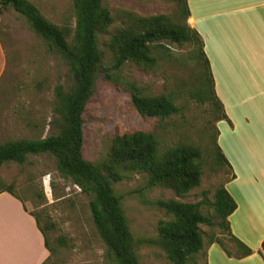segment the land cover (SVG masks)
I'll return each instance as SVG.
<instances>
[{"label": "rangeland", "instance_id": "1", "mask_svg": "<svg viewBox=\"0 0 264 264\" xmlns=\"http://www.w3.org/2000/svg\"><path fill=\"white\" fill-rule=\"evenodd\" d=\"M30 1L53 24L69 27L72 33L68 40L71 41L76 22L74 0ZM104 3L111 11L113 23L98 35L104 64L84 114L85 158L92 162L105 159L116 136L140 130L153 132L162 152L181 144L195 145L202 151L201 184L187 194L179 195L166 186L148 187L149 176L143 172H130L114 185L116 193L122 197L135 237L139 264H174L155 241L160 222L172 218L156 204L158 200L199 202L202 212L213 220L212 225H200L205 249L210 242L219 240L231 254H239L241 251L220 225L221 220L213 206L216 189L227 185L233 173L228 165L217 162L220 157L217 146L235 160L234 152L240 153L247 134L252 132L251 129L256 131L255 123L251 127L245 125L246 116L264 117V93L259 92L264 83L258 82V74L264 70L263 63L258 68L257 61L248 59L243 62L224 56L215 59V90L225 112L230 113L235 123V132L232 133L233 125L227 119L217 120L218 111L214 104L201 102L194 95L200 90L201 81L208 83L209 73L205 57L193 43L151 41L152 56L156 58L153 67L127 61L121 69L113 68L110 41L118 28L133 25L136 18L151 15L182 19L179 2L105 0ZM225 71L235 75H225ZM210 72L213 77L211 67ZM107 73L112 77H107ZM73 83V74L64 56L59 51H50L24 16L12 7L4 10L0 14V142L35 137L29 121L45 125V136L54 133L51 121L55 117V88L62 84L69 89ZM133 83L145 94L171 95L180 112L167 118L140 115L131 101ZM256 105L259 110L252 108ZM260 124L264 128V122ZM236 159L240 160V156ZM9 186H13L15 193L40 215L42 225L50 224L47 235L54 252L44 264H110L107 246L89 207L91 196L59 172L55 157L36 154L29 156L25 164H3L0 166V189ZM194 260L197 264H206L204 253Z\"/></svg>", "mask_w": 264, "mask_h": 264}, {"label": "trees", "instance_id": "2", "mask_svg": "<svg viewBox=\"0 0 264 264\" xmlns=\"http://www.w3.org/2000/svg\"><path fill=\"white\" fill-rule=\"evenodd\" d=\"M104 1L74 0L76 22L74 35L69 41L68 36L72 30L53 24L30 0H0V14L12 7L24 16L31 28L47 43L50 51H59L64 56L74 78L69 89L62 84L55 88V117L51 121L55 132L45 136V125L29 121L35 137L0 142V166L9 162L25 164L29 156L36 154L55 157L59 172L91 196L89 207L95 226L107 246L110 264H139L135 237L123 208L122 197L116 193L114 185L130 172H143L149 176L148 187L166 186L179 195L187 194L201 184L202 151L198 146L181 144L162 152L156 135L140 130L116 136L112 141L111 152L105 159L92 162L85 158L84 114L104 64V52L99 47L98 35L113 23L111 11ZM177 1L182 19L151 15L136 18L135 24L118 28L110 41L114 55L113 68L119 70L127 61L153 67L156 58L152 56L151 41L193 43L205 57V67L209 73L208 83L206 80L201 81L200 90L194 95L201 102L214 104L218 111L217 120H222L227 115L215 90L203 40L199 32L187 22L190 15L188 1ZM107 77L112 76L107 73ZM131 88L132 104L142 116L167 118L180 112V107L171 95L145 94L134 83ZM217 150L220 156L217 162L231 169L221 147L217 146ZM2 191L20 196L15 193L13 186L0 189ZM156 204L172 215L171 219L160 222L156 243L164 249L172 263L197 264L195 257L203 254L205 249L204 233L200 225H212L213 220L202 212L199 202L169 199L158 200ZM213 206L221 220L220 225L231 234L228 217L236 210L237 203L225 185L216 189ZM32 214L36 217L50 252L48 260L54 252L47 235L50 224L42 225L40 215L33 211ZM233 239L241 251L237 256L244 257L253 252L234 236ZM216 242L231 254L221 241Z\"/></svg>", "mask_w": 264, "mask_h": 264}, {"label": "crops", "instance_id": "3", "mask_svg": "<svg viewBox=\"0 0 264 264\" xmlns=\"http://www.w3.org/2000/svg\"><path fill=\"white\" fill-rule=\"evenodd\" d=\"M188 4L187 22L203 40L215 87V59L223 56L242 62L248 59L257 61L258 68L262 63L264 66V0H188ZM227 74L235 75L225 71ZM258 76V82L264 83V70ZM259 92L264 93V84ZM252 108L260 109L259 105ZM225 113L224 119L233 125L234 133L233 118L227 110ZM260 122H264V117L246 116L245 125L251 127L255 123L257 127L255 132L251 129L247 134L245 143L242 141L240 153L234 152L235 160L223 151L233 170L227 184L231 188L225 187L237 203L236 210L228 217L231 231L228 234L253 252L240 257L228 254L219 243L213 242L204 249L206 264H264V128ZM49 254L28 202L8 191L0 192V264H43Z\"/></svg>", "mask_w": 264, "mask_h": 264}]
</instances>
